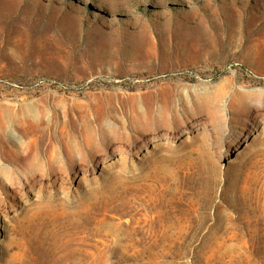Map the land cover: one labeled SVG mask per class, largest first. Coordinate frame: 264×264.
I'll return each mask as SVG.
<instances>
[{
	"label": "rangeland",
	"instance_id": "rangeland-1",
	"mask_svg": "<svg viewBox=\"0 0 264 264\" xmlns=\"http://www.w3.org/2000/svg\"><path fill=\"white\" fill-rule=\"evenodd\" d=\"M0 264H264V0H0Z\"/></svg>",
	"mask_w": 264,
	"mask_h": 264
},
{
	"label": "bare ground",
	"instance_id": "bare-ground-1",
	"mask_svg": "<svg viewBox=\"0 0 264 264\" xmlns=\"http://www.w3.org/2000/svg\"><path fill=\"white\" fill-rule=\"evenodd\" d=\"M2 134L1 127H0V135ZM1 137V136H0ZM0 148H3V145L0 146Z\"/></svg>",
	"mask_w": 264,
	"mask_h": 264
}]
</instances>
